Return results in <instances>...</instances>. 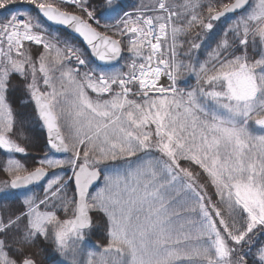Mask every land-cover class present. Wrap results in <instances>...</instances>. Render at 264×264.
Wrapping results in <instances>:
<instances>
[{"label": "snow or ice", "instance_id": "obj_1", "mask_svg": "<svg viewBox=\"0 0 264 264\" xmlns=\"http://www.w3.org/2000/svg\"><path fill=\"white\" fill-rule=\"evenodd\" d=\"M0 13V264H264V0Z\"/></svg>", "mask_w": 264, "mask_h": 264}, {"label": "trees", "instance_id": "obj_2", "mask_svg": "<svg viewBox=\"0 0 264 264\" xmlns=\"http://www.w3.org/2000/svg\"><path fill=\"white\" fill-rule=\"evenodd\" d=\"M125 2L129 5H132L137 2V0H125ZM6 15L5 13H0V19L3 18V16ZM189 83H194V78L188 81ZM32 138L33 147L29 149L30 154L27 157L23 158V162L27 163L28 166H32L33 158L38 157L43 152V144H44V133L40 130L38 126L33 127L26 133ZM6 158L3 156L2 153H0V165H2L3 161ZM0 178H4L3 174L0 173ZM93 239H99V235L94 236ZM46 255H50V253H47Z\"/></svg>", "mask_w": 264, "mask_h": 264}]
</instances>
